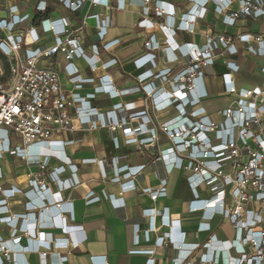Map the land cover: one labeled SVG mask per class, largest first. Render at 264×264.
Masks as SVG:
<instances>
[{
  "label": "built area",
  "instance_id": "2783aa9c",
  "mask_svg": "<svg viewBox=\"0 0 264 264\" xmlns=\"http://www.w3.org/2000/svg\"><path fill=\"white\" fill-rule=\"evenodd\" d=\"M185 1L179 12L162 0H140L136 5L138 28L151 32L144 42L145 52L132 61L138 73L136 83L127 89L118 88L108 73L118 65L117 58L110 55L120 42L118 37H108L109 31L115 10H123L126 0H115L114 5L110 0H36L28 9L20 0H0V224L14 226L9 238L0 234V264H29L20 254L69 250L86 240L85 231L78 225H64V235L51 239H45L39 228L28 231L26 211L43 204L49 215L60 208L69 221H74L75 201H60L59 193L83 185L78 165L65 154V147L79 140L62 135L102 128L116 149L120 147L119 135L124 144L138 148L157 143L163 135L168 144L158 150L153 161L166 164L168 171L185 172L192 194L186 212L199 215L198 230L209 231L215 217L236 230L234 238L222 242L210 235L202 247H212L213 242L222 246L216 249V256L202 255L201 264H218L219 252L224 257L222 264H264V61L259 66L262 82L246 84L239 83L240 65L233 59L239 54L264 59V29L253 31L244 24L264 20V0ZM55 2L71 12H80L87 4L105 8L102 14L87 16L94 20L96 35L88 48L84 45L85 22L75 26L69 17L55 14ZM209 13L225 27L238 31L208 33L201 44L175 42L173 48L167 39L162 43L156 38L155 30L191 34ZM160 52L165 57L162 68H158ZM220 58L224 67L222 94L227 101L209 110L205 105L211 95L206 68ZM78 60L99 75L83 76L76 65ZM87 84L90 91H84ZM133 91L143 92L147 100L123 104L120 98ZM101 96L111 102L105 110L94 103ZM126 157L125 153L115 155L110 162L81 159L80 165L95 166L92 176L99 182L108 180L120 187L118 196L105 189H87L82 197L85 205L106 199L118 209L124 207L128 192L147 194L151 200L167 195L166 178L140 188L146 165L118 164ZM52 158L57 164H51ZM10 159L21 160L30 169L25 175L27 189L4 186V164ZM92 172L88 169L89 174ZM65 173L69 175L64 179ZM202 189L207 191L205 197L199 192ZM18 197L26 199L25 212L11 216L10 201ZM33 198L39 203L30 201ZM145 211L151 218L146 240L154 232L156 213L161 216L162 227L168 228L156 238L155 249H180L185 244L190 253L200 246L186 242L178 213L169 214L167 207ZM139 231V224H134V245L139 241ZM140 251L152 254L154 249L130 250ZM65 258L61 256L58 262L63 264ZM92 262L96 263L94 257ZM100 264L107 263L104 260Z\"/></svg>",
  "mask_w": 264,
  "mask_h": 264
},
{
  "label": "crops",
  "instance_id": "0c3cea01",
  "mask_svg": "<svg viewBox=\"0 0 264 264\" xmlns=\"http://www.w3.org/2000/svg\"><path fill=\"white\" fill-rule=\"evenodd\" d=\"M21 5L25 8H31L36 0H20ZM177 7V12L186 5L185 0H162ZM111 4H115V0H110ZM140 0H126V5L123 10H115L112 27L109 31L108 37H118L120 42L114 47L110 56H114L118 60V65L110 68L108 73L114 79V83L118 88H127L135 84V76L137 71L133 66V59L145 52L144 42L146 37L151 32L149 29L138 28L137 23L140 19L139 8ZM55 14L59 16L69 17L75 26H79L85 22L84 31V45L89 47L90 44L96 41L95 23L93 19H87L88 14L105 12V8L101 6L86 5L80 12H71L56 3L52 8ZM244 24L253 31H260L264 29V20L259 24L244 22ZM237 32L238 29L225 27L215 16L211 13L207 14L203 20H200L195 31L191 34L187 32L166 33L155 30L156 38L159 42H165L172 48L176 43H193L201 44L204 41L206 34L214 32ZM169 38V41H168ZM239 69V83L246 84H260L263 80V75L259 70L260 64L263 63L262 58H252L246 54H239L233 58ZM165 64V57L163 52H160V64L158 68H162ZM76 65L80 68L83 76H97L99 72L92 73L86 68L83 60L76 61ZM224 71L222 59H218L212 66L206 68L205 81L210 95V98L205 101V105L209 110H214L216 107H221L226 104L222 94L223 85L221 81V74ZM242 81V82H241ZM89 84L84 86V91H90ZM119 100V99H118ZM146 95L143 92H130L123 95L120 101L123 104H129L134 101H146ZM99 108L105 110L109 107L110 101L101 96L95 102ZM64 139L79 140L65 147V154L70 157L73 163H76L80 169V178L83 185L74 188L73 190H65L59 193V200L65 201L73 199L75 201L74 221H69L68 214L57 209L56 213L49 215L46 213L45 205H37V209L26 211V219L28 222V231L34 227L39 232L46 234L45 239H51L52 236L64 235L62 227L65 225L80 226L85 231L86 240L80 243L76 248L69 250H60L55 252H47L43 255L42 252L20 254L22 260L29 264H60V257L65 256L63 264H93L92 257L96 259L95 264H148L149 259H153V264H201V256L217 255L216 249L222 245L213 242L212 247L204 248L202 245L208 241L210 235L214 234L217 241H225L235 237L236 230L226 220L215 217L210 222L209 231H199V215L197 213L189 214L186 212L188 201L191 200L192 194L185 179V172L178 169L166 170V164L161 161H153L158 154V150L167 146L168 141L160 135V140L152 145L141 146L126 145L124 139L119 135L120 147L116 149L111 141L106 129L89 130L86 132L74 131L63 134ZM127 154V157L118 161V164H127L128 166H135L145 164L142 171V179L139 187L154 186L161 178L167 180V195L160 197L157 200H151L147 194H137L135 192H128L124 194L125 205L123 208L114 209L110 202L106 199L98 203L85 205L83 202V195L87 189L92 188L96 191L105 189L108 194L119 195L120 187L117 183H112L108 180L105 184L99 182L100 180L94 178L95 166L80 165L83 158L102 159L110 162L112 156ZM167 163V162H166ZM7 164H14L13 171L9 173ZM51 164H57L56 159L52 158ZM88 169L93 171L88 173ZM30 171L21 160H12L4 164L5 187L11 185L20 186L27 189L25 175ZM168 171V172H167ZM97 172V171H96ZM68 173L63 174L62 178H67ZM201 196L205 197L207 191L205 189L199 190ZM32 202H38L36 198L31 199ZM24 200L21 197L13 199L9 204V213L13 216L16 213H24ZM167 207L169 214L180 215V225L182 231L186 232L187 243H198L200 246L194 251L188 253L187 245H183L180 249L175 246H168L164 250L154 247L156 238L159 235L167 232V227H162L161 216L156 213L154 218V232H150V239L146 240V230L149 228L151 218H149L146 209H155L156 212ZM134 224H139V241L136 245L132 242V228ZM0 224V234L4 239L9 238V232L13 229ZM72 227V226H71ZM75 228V227H74ZM77 228V227H76ZM69 231V230H68ZM75 234L71 233V237ZM216 247V248H215ZM218 247V248H217ZM138 250H153L152 254H147L144 251L139 253L130 252L131 249ZM218 264H222V254L219 252ZM225 256V252L223 253ZM104 256V257H103ZM12 254L10 258H12ZM59 260V262H58Z\"/></svg>",
  "mask_w": 264,
  "mask_h": 264
},
{
  "label": "rangeland",
  "instance_id": "374dc122",
  "mask_svg": "<svg viewBox=\"0 0 264 264\" xmlns=\"http://www.w3.org/2000/svg\"><path fill=\"white\" fill-rule=\"evenodd\" d=\"M1 63L2 62L0 61V68H2ZM6 167H7V170L9 171V173H10V172L13 171L14 164H7Z\"/></svg>",
  "mask_w": 264,
  "mask_h": 264
},
{
  "label": "trees",
  "instance_id": "16d2710c",
  "mask_svg": "<svg viewBox=\"0 0 264 264\" xmlns=\"http://www.w3.org/2000/svg\"><path fill=\"white\" fill-rule=\"evenodd\" d=\"M0 60H2V61H3L1 54H0ZM5 69H6V68H5Z\"/></svg>",
  "mask_w": 264,
  "mask_h": 264
}]
</instances>
